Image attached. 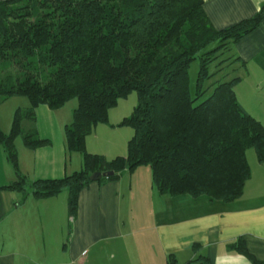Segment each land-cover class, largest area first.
I'll use <instances>...</instances> for the list:
<instances>
[{"label": "trees", "instance_id": "1", "mask_svg": "<svg viewBox=\"0 0 264 264\" xmlns=\"http://www.w3.org/2000/svg\"><path fill=\"white\" fill-rule=\"evenodd\" d=\"M263 18L264 7L255 18L216 30L204 0H0V104L12 97L31 102L16 111L9 134L0 128V144L17 173V181L2 189L31 188L40 200L68 191L71 221L96 172L114 173L99 180L104 183L146 166L162 196L240 199L252 176L247 152L254 150L264 164V126L239 103L240 78L216 81L208 97L205 83L218 52ZM197 59L193 96L190 68ZM133 92L138 103L119 125L134 131L128 154L109 160L90 153L87 137ZM73 99L78 106L66 126V146L82 155L83 168L30 183L19 172L15 140L22 137L33 150L48 146L38 133L37 108L57 110ZM239 252L248 254L245 247ZM168 264L177 261L170 256Z\"/></svg>", "mask_w": 264, "mask_h": 264}, {"label": "crops", "instance_id": "2", "mask_svg": "<svg viewBox=\"0 0 264 264\" xmlns=\"http://www.w3.org/2000/svg\"><path fill=\"white\" fill-rule=\"evenodd\" d=\"M263 7L264 0H204V11L216 30L255 18ZM228 53L236 61L224 65L218 75L240 78L235 87L238 101L264 126V18L255 30L230 42ZM30 106L26 97L0 104L1 130L9 134L16 111ZM66 106L53 110L41 105L36 110L38 133L50 140L48 146L33 150L22 137L15 140L19 172L30 183L63 178L83 168L82 155L66 146V126L73 122L78 101ZM89 138L90 153L109 160L124 156L94 148ZM247 159L252 176L234 202L162 196L151 168L143 166L124 171L117 181H93L85 187L71 221L68 191L40 200L31 188L2 189L17 181V173L0 144V264H168L170 256L177 264L262 262L264 164L254 150L247 152ZM241 247L247 255L239 252Z\"/></svg>", "mask_w": 264, "mask_h": 264}, {"label": "rangeland", "instance_id": "3", "mask_svg": "<svg viewBox=\"0 0 264 264\" xmlns=\"http://www.w3.org/2000/svg\"><path fill=\"white\" fill-rule=\"evenodd\" d=\"M217 59L209 67V73L211 78L207 79L205 83V89L208 90L205 95L208 97L212 90V85L218 80H228L218 75L220 71L218 70V65L222 62L224 65L233 63L236 59L232 58L228 53V49L225 48L218 52ZM200 70V59L194 61L190 68V86L191 93L193 96L197 92V82ZM138 103L137 93L133 92L129 94L126 98L119 100L116 107L109 111V122L108 124H102L96 130V134L89 136L91 140L94 141V148L108 152H119L126 156L128 154V142L133 136V129L128 126H119L122 120L126 117L132 115L134 108ZM77 100L73 99L67 103V108L72 105H76ZM119 153L117 155H119ZM101 154V153H100ZM102 155V154H101ZM122 156V155H121Z\"/></svg>", "mask_w": 264, "mask_h": 264}, {"label": "water", "instance_id": "4", "mask_svg": "<svg viewBox=\"0 0 264 264\" xmlns=\"http://www.w3.org/2000/svg\"><path fill=\"white\" fill-rule=\"evenodd\" d=\"M114 173L113 172H109L106 174L100 173V172H96L91 176V180L92 181H99L101 180L103 177H110L112 176Z\"/></svg>", "mask_w": 264, "mask_h": 264}]
</instances>
